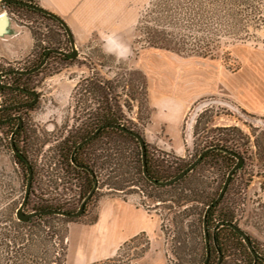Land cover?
<instances>
[{
	"label": "rangeland",
	"instance_id": "obj_1",
	"mask_svg": "<svg viewBox=\"0 0 264 264\" xmlns=\"http://www.w3.org/2000/svg\"><path fill=\"white\" fill-rule=\"evenodd\" d=\"M171 1L143 2L134 14L132 24L121 29L119 40L105 43L93 36V41L87 46H78L75 42L78 54L74 57L54 55L29 77L18 80L8 74L1 79L26 83L29 89L39 94L38 103L28 113L25 136L18 140L35 170L33 193L53 204L56 200L65 204V210L76 211L84 199L81 196L82 180L81 175L67 173L60 157L65 147L64 140L79 137L87 131L90 119L101 113L103 93L107 96L111 87L109 95L119 102L120 114L127 125L139 131L151 149L156 148L158 154H169L168 159L171 160L178 157L181 162H192L206 143L205 135L210 127L237 125L244 132H253L252 152L248 154L253 159L246 161L244 177L251 178L236 195L239 204L235 212L239 227L251 236L255 249L264 256V25L254 19L256 13L251 14V21L245 27L243 23L235 26L225 18L224 21L216 19L212 17L214 8L206 2L208 0H201L191 14L184 12L186 5L178 8L168 4ZM227 6L226 2L221 4L220 14L229 11ZM16 18L25 21L35 33V54L48 43L51 47L71 51L69 42L61 33L53 37L58 29L52 22L25 10L17 12ZM152 29L164 30L167 38L178 42L168 48L149 46L146 33ZM208 30H211L213 40L216 35L222 37L212 55L197 54L193 39H201L203 43L209 39ZM109 48L112 52L107 51ZM125 49L130 50L126 53L127 58L118 60L117 53L125 52ZM35 63V57L22 64L2 61L0 69H30ZM94 84L100 85L104 92L103 89H94ZM15 99H24V95L0 92V104H8ZM149 99L156 103L155 110L149 105ZM190 100L193 101L190 108L181 117L182 105ZM197 119L198 135H195ZM164 123H168V132L173 131L178 140L174 141V137L163 131ZM9 134L10 129L0 127V227L11 230L9 238L14 236L17 243L0 241V261L3 264H13L16 260L21 264H33L36 254L40 258L49 257L59 248L54 244L55 239L46 240L45 245L38 248L34 235H31L35 230L32 227L26 228L23 234L15 232L18 231L15 223L19 221L15 212L23 199L28 170L15 162L9 147ZM254 138L258 140L256 146H253ZM172 144L179 149L178 152H174ZM252 161L253 164L250 163ZM255 163L258 166H254ZM259 165L263 166L260 168ZM211 176L215 179L212 182L215 187L220 175ZM55 180L56 185H53ZM143 189L146 195L148 192L156 196L161 194L157 190ZM93 194L80 216L64 219V216L56 214L58 217L49 219L56 228L60 225L67 228L64 264H79V238L85 237V225L94 221L98 206L106 198L133 202L158 220L157 229L145 232L150 239L149 248L132 264H200L203 235L193 223V217L188 216L184 225L186 246H179L173 222L174 209L162 201L164 195L150 199L138 189L125 195L109 191L102 185ZM35 196L32 202L36 203L38 198ZM188 206L189 212H195L198 204ZM30 209L31 205L24 210L29 212ZM127 216L124 223L118 222L122 224L121 228L120 225L113 227L111 218L101 219L97 227L100 233L96 235V245L100 243V249L93 251L91 256L106 255L99 260L116 256L120 245L133 237L129 236L133 215ZM175 220L180 225L178 218ZM87 238L82 245L86 251L89 247L90 252L91 237L87 235ZM145 239L142 237L125 246L122 254L140 251ZM236 252L237 264H244L247 260L245 253ZM126 258L125 255L118 256L114 263L109 264H129Z\"/></svg>",
	"mask_w": 264,
	"mask_h": 264
},
{
	"label": "trees",
	"instance_id": "obj_2",
	"mask_svg": "<svg viewBox=\"0 0 264 264\" xmlns=\"http://www.w3.org/2000/svg\"><path fill=\"white\" fill-rule=\"evenodd\" d=\"M25 1L36 4L34 0ZM172 1L168 2V4L175 5L178 8H180L183 4V6L186 5V10L184 12L188 14L193 13L195 10L193 7L198 8V4L201 2V0ZM0 2L3 4L2 6L13 16H17V12L20 10H25L52 22V24L58 29L57 32L53 33V37H55V35H60L61 33L62 36L65 37L66 41L69 40L66 36L64 28L55 17L30 9L27 6L20 5L18 3H5L1 0ZM206 2L210 3L214 8L212 17L216 19H223L224 21L225 18L229 20V23H234L235 26H241V23H243L245 27L246 25H249L253 13H256L255 16H253L254 19L259 21L258 24L262 23V25H264V0H208ZM225 2L226 5L227 3L229 4V6H227L229 11L225 10L222 14H220L221 10H219V7ZM150 3H152V0H150L149 4ZM188 6H191L192 9ZM212 17L210 18L212 19ZM247 21L248 23H246ZM153 27L154 26H152V28ZM161 29H163V27ZM160 30L152 29L149 31L150 33H146V44L149 46H159L161 48H168L173 45L175 46L174 43H177L178 40L175 42L176 40H172V38L169 39V37L167 38V33L164 32V30ZM32 33L35 38V33L33 31ZM208 33L209 39L203 43L201 42V39H195L193 37V40L195 41L194 44L197 48V54L205 56L212 55V50L218 44L217 41H219V38L222 37V35H216L213 40V37L211 38L210 35L211 30H208ZM35 39L32 55L33 58L35 57V64H37L41 61L46 49L51 47V45L48 43L46 46H41L40 51L35 54ZM30 75L31 74L16 76L21 79L22 77H29ZM93 88L98 90L103 89L100 85L96 84L93 85ZM109 89L111 91L112 88L110 87ZM102 91L104 92V89ZM110 91L107 96L105 95V92L103 93L104 99L102 101V107L100 108L101 113L94 115L93 118L90 119L87 123V131L79 137L74 136L71 140L65 139V147L60 155L62 161H64V166L67 168V173L70 172L76 176L81 175L82 198H84L89 190L93 188L96 181L98 182V186H106L109 191H119L123 192L125 195L133 193L136 189H138L140 193H144V197H149L150 199H152L153 196L158 198L162 194L164 195L162 197V201H166L169 203L167 204L168 207L174 209L175 215H173V222L175 228H177V242H179V246H186L187 239L185 237L186 233L184 225L188 216L193 217V223L196 228L200 230V234L203 235L202 242L203 240L204 242L202 244V253H200V264H237V261H239L236 256L237 250L244 252L246 255L247 260H244V264H264V256L258 253V257H254V255L248 250L242 237L228 224L230 222L238 224L235 211L237 210L239 201L237 202L238 198L236 195L240 192L239 190L242 186L246 187L250 182L251 177L247 179L244 177L247 173L245 170L246 161L253 159L251 155H248L252 152L250 144L253 132H244L237 125H219L210 127L208 134L205 135L206 143H204L199 154L205 148L212 146L215 147L214 150L208 153L206 152L191 172L189 171L175 183H171L166 186H157V184L151 182L143 175V156L138 142L139 140L135 136L125 132L123 129V127L127 129L132 128L127 125L125 118L121 116L118 108L119 102L109 95V93L111 94ZM198 126L199 120L197 119L194 129L195 135H198ZM96 130L97 132L93 138L87 140L76 150L73 149L79 141L89 137ZM253 142V146L258 144V140L256 138H254ZM144 143L146 148L144 160L149 177L157 180H166L173 175H177L188 165V163L181 162L178 157L175 160L168 159L169 154H158L157 149H151V146L148 142H146V140ZM222 148L240 153L244 159L243 164L233 173L227 190L222 195L221 199L214 203V205L205 214V209H207L208 206L215 201L218 193H220V190L224 185L226 176L237 160L236 157L228 152H225ZM250 163L253 164V161ZM258 163L259 162H257V164ZM257 164L255 163L254 166H258ZM76 165H85V169L77 168ZM263 165H259V167L261 168ZM90 169L93 171V174H91ZM214 174L215 176L220 175V181L215 185V187L212 186V182H214L215 179L211 176ZM53 185H56V180L53 181ZM143 188H147L148 190H157L161 194L156 196L155 194L153 195L152 192H148V195H146V190ZM32 194L35 196L33 192ZM37 198L38 202L35 203V209L42 210L53 207H56L57 209H64L63 205L65 204L57 202V200L53 204L50 200H43L39 196ZM30 202L31 200L29 199L28 204H30ZM191 204H198V207L195 208V212H189L190 210L188 205ZM56 216V214H39L25 223L21 221L15 223L18 228V231L16 230L15 232H20L21 234H23L22 232L26 228L32 227L35 229L31 232V235H34V242L38 248H41V246L46 243L45 241L48 239H55L53 240L54 244H56L57 248H59V251L56 252L55 250L49 257L40 258L38 254H36V259L33 260V264H64L65 255L67 254L68 231L65 226L60 225V227L57 226L56 228L53 224L49 223V219L55 218ZM97 217L98 213L94 221L90 224L96 222ZM63 218L66 219L67 216ZM175 218H178L180 225H178V221L175 220ZM204 221L206 222L209 236L208 259L203 230ZM2 229H4V227H0V241L2 240L4 242L17 243L14 236L9 238L11 230ZM142 237L146 239L144 240V246L140 251L134 250L133 252H127V254H124L125 257H127L126 259L129 264H132L135 258L141 257L149 248L150 239L147 237L145 232H138L129 240L121 244L116 256L104 260L94 261L90 264L114 263L116 257L121 255L124 256L122 254V250L125 246L135 240H140ZM249 237L251 238L250 235ZM251 241L253 242L252 238ZM0 264H3V261L2 263L0 261ZM13 264L21 263L16 260Z\"/></svg>",
	"mask_w": 264,
	"mask_h": 264
},
{
	"label": "crops",
	"instance_id": "obj_3",
	"mask_svg": "<svg viewBox=\"0 0 264 264\" xmlns=\"http://www.w3.org/2000/svg\"><path fill=\"white\" fill-rule=\"evenodd\" d=\"M34 1L46 8V10L62 17V19L70 27L78 46H87L91 41H93V36H97L99 40L105 43H109V41L112 42L115 39L119 40L118 34L122 32L121 29L126 26L129 27L132 24L131 22L134 19V14H137L139 6L147 0ZM2 5L3 4L0 2V17L4 13H7L8 19L2 26L0 25V62L22 63L31 57L34 49L35 38L29 25L25 23V21L17 19L15 16L10 14ZM132 11H135V13L132 14ZM105 37H112V39L106 40ZM109 45L112 46L111 44ZM192 102L193 101L190 100L186 104L182 105L181 117L186 110L190 108V104ZM149 105L153 107V110L157 108L156 103L152 102L151 99H149ZM164 124L165 126L163 127V131L168 132V123ZM168 136L174 137V141L178 140L176 136H174L173 131L168 132ZM172 146L174 152H178L179 149L173 144ZM109 203L110 205L108 208L104 207ZM127 215H133V221L130 224L131 230L129 236H134L138 232L151 233L150 231L157 229L159 224L156 216L152 215L147 210L134 204L133 202H126L121 198H106L101 205L98 206L97 221L91 225H85V237L83 236L79 238V264H90L93 261L106 257V255L97 257L91 256L93 251L96 252L100 249V243H98L99 246L96 245V242H98L96 235L97 233H100L97 227L101 219L103 218L105 220L107 218H111V221L113 219L111 223L113 227L120 225L121 228L122 224L119 223H124L123 221L126 220ZM87 235L91 237L90 252L89 247L88 251H86L82 245L84 240L88 239Z\"/></svg>",
	"mask_w": 264,
	"mask_h": 264
},
{
	"label": "flooded vegetation",
	"instance_id": "obj_4",
	"mask_svg": "<svg viewBox=\"0 0 264 264\" xmlns=\"http://www.w3.org/2000/svg\"><path fill=\"white\" fill-rule=\"evenodd\" d=\"M69 40H68V42H69ZM50 48L58 49V50H60V52H53L52 51V52H50L48 54V56H46L47 49H50ZM70 48H71V51H69V52L64 50V49H61V47H58V48L57 47H49V48H47L44 56L41 59V61L38 62L37 64L33 65L32 68H30V69H34V68L39 66L36 70H34L31 73H22V74H20V73L16 72L17 70H25V69H9V70H5V71H2L0 69V74H1V76H0V85H1L0 92L9 91L12 94H16V95L17 94H23L24 95V99H15V100L9 102L8 104H0V127H2V126L4 127L5 126L6 128L10 129V134H9L10 137H8L9 147L11 148V150L13 152V157L15 159V162L17 164H19V165L25 166V168L28 170L27 171L26 187H27V184H28V180L30 178V188H29L28 197H27L26 203L23 205V213L24 214L36 213L37 211L40 210V209H35V205H34L35 202L34 201L32 202V197H33L32 192L34 191L33 188H34V183H35V173H34L35 170H34V167L32 166V164L26 158L25 152L21 149V146H19V142H21V141H18L20 137H24L25 136L24 128L26 127V121H27L28 113L31 111V108H33V106L38 103L39 94L35 90L34 91L36 92V95H33L32 93L28 92V90H33V89H29L27 87L26 83H21L19 81L18 82H4L1 79L3 77H6L8 74H11L13 76L33 74L34 72L39 71L40 68H42L43 66H45L47 64V61L50 58L49 56H51V55H59V56H61L63 58H67V57L69 58L70 57L69 54L72 52V47H70ZM32 58H33V55H31V57L29 59L25 60L24 62H28L29 63ZM24 62H22V63H24ZM30 69H28V70H30ZM16 79L20 80L17 76H16ZM96 132H97V130L93 134H91L89 137L93 138L95 136ZM89 137H86L85 139L79 141L77 143L76 147H74L73 149L76 150L77 148L82 146L87 141V138H89ZM80 143H82V144L79 145ZM76 167L80 168V169H85V165H76ZM86 168H88V167H86ZM91 174H93V172ZM95 184H97V189H98V182L96 181ZM95 184H94V186H95ZM94 191H96V189ZM93 193H92V195H93ZM87 194H86V196H87ZM92 195H91V197H92ZM24 196H25V190H24L23 198H24ZM85 197H84V199H85ZM91 197H89V199H91ZM29 199L31 200L30 204H28V200ZM84 199L81 200L80 205H81V203H82V201ZM88 200L86 201V204H87ZM22 201H23V199H22ZM86 204H85V206H86ZM29 205H31V209H30L29 212H26L24 209H25V207H28ZM53 208H56V207H53ZM78 208H79V205H78L77 209ZM48 209H51V208H48ZM77 209H76V211H77ZM42 210H45V209H42ZM42 210H40V211H42ZM62 210H65V209H62ZM83 210H84V208H83ZM65 211H70V210H65ZM73 212H75V211H73ZM42 214H44V213H42ZM46 214H53V213H46ZM15 215H16V212H15ZM37 215H39V214H34V215L30 216L28 218V220H26V221H22V220H19V219L18 220L25 223V222L29 221L31 218H34ZM67 217H73V216H67ZM73 218H75V217H73ZM203 230H204V228H203ZM206 232H207V229H206ZM204 235H205V232H204ZM207 235H208V232H207ZM208 238H209V236H208ZM205 242H206V239H205ZM208 245H209V243H208ZM256 253H257V256H254V257H258L259 254H258L257 251H256Z\"/></svg>",
	"mask_w": 264,
	"mask_h": 264
},
{
	"label": "water",
	"instance_id": "obj_5",
	"mask_svg": "<svg viewBox=\"0 0 264 264\" xmlns=\"http://www.w3.org/2000/svg\"><path fill=\"white\" fill-rule=\"evenodd\" d=\"M4 1L5 3H18L20 5H24V6H27L29 7L30 9H33V10H36V11H39V12H42V13H45L46 15H50V16H53L55 17L59 22L60 24L62 25V27L64 28L65 32H66V35L67 37L70 39L69 40V43L72 47V52L69 54L70 57H74L78 54V51H77V48H76V44H75V38H74V35L70 29V27L66 24V22L62 19V17L56 15L55 13L51 12V11H48L46 10V8L42 7L41 5L39 4H35V3H29V1H25V0H2ZM8 19V14L7 13H4L1 17H0V25L2 26L4 22H6ZM0 31H1V28H0ZM60 52V50L58 49H54V48H50V49H47V54L46 56H48V54L50 52ZM45 56V57H46ZM39 67V66H38ZM38 67L34 68V69H25V70H17L16 72L22 74V73H31L33 72L34 70H36ZM1 76V74H0ZM1 87V85H0ZM28 92L32 93L33 95H36V92L34 90H28ZM123 129L125 130V132L135 136L139 141V145H140V148H141V151H142V162H143V175L149 179L151 182L157 184V186H166V185H169L171 183H175L176 181H178L182 176L186 175L189 171L191 172V170L197 165V163L200 161V159H202V157L204 156V154L207 152H210L212 150H214V146L212 147H209V148H205L198 156L196 159H194L192 162H190L181 172H179L177 175H173L172 177L166 179V180H157V179H154V178H151L148 176V172H147V167H146V163H145V153H146V148H145V139L142 137V135L137 132L136 130H132V129H127L125 127H123ZM89 138H87V140H89ZM86 141V140H85ZM84 142V141H83ZM82 142V143H83ZM82 143H80L79 145H81ZM224 149V148H222ZM16 151V150H15ZM225 152H228L230 153L231 155H233L234 157L237 158L235 164L232 166L231 170L229 171L228 175L226 176V179H225V182H224V185L222 186L221 190H220V193H218L215 201H213L209 206L208 208L205 210V214L207 213V211L214 205V203H216L217 201H219L222 197V195L226 192L227 190V187H228V184H229V181H230V178L232 177L233 173L239 168L242 166L243 164V157L240 155V153L238 152H235V151H230V150H227V149H224ZM91 171V170H90ZM93 171H91L92 173ZM29 188H30V178L28 180V184H27V187H25V196L23 198V201L22 203L18 206V208L16 209V216L19 220H22V221H26L28 220V218L34 214H46V213H53V214H57V215H62V216H73V217H78L79 215H81L82 211H83V208L86 204V201L89 199V197H91L92 193L94 192L95 189H97V184H95V186L93 187V189H90V191L88 192L87 196L85 197V199L82 201L81 205H79V208L77 209V211L73 212V211H65V210H62V209H57V208H51V209H45V210H42V211H37L36 213H30V214H24L23 213V205L26 203V200H27V197H28V193H29ZM230 225V227L235 230L243 239V241L245 242L248 250L254 255V256H257V253L254 249V246H253V242L251 241V238L249 237V235L243 230L241 229L238 224L234 223V222H230L228 223ZM203 228H204V232H205V239H206V251H207V259L209 257V245H208V242H209V238H208V235H207V232H206V222L204 221V225H203ZM206 260V259H205Z\"/></svg>",
	"mask_w": 264,
	"mask_h": 264
},
{
	"label": "clouds",
	"instance_id": "obj_6",
	"mask_svg": "<svg viewBox=\"0 0 264 264\" xmlns=\"http://www.w3.org/2000/svg\"><path fill=\"white\" fill-rule=\"evenodd\" d=\"M106 40H111L112 37H105ZM108 52H112V49H107ZM130 50L125 49V52L117 53V59H126V53L129 52Z\"/></svg>",
	"mask_w": 264,
	"mask_h": 264
}]
</instances>
